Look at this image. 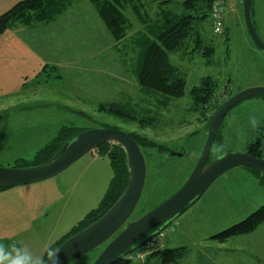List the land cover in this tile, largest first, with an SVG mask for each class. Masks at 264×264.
I'll return each mask as SVG.
<instances>
[{
    "label": "rangeland",
    "instance_id": "obj_1",
    "mask_svg": "<svg viewBox=\"0 0 264 264\" xmlns=\"http://www.w3.org/2000/svg\"><path fill=\"white\" fill-rule=\"evenodd\" d=\"M19 1L0 0V16ZM78 1L72 0L71 6ZM82 1L96 13L88 0L79 4ZM183 1L172 0L160 10L153 6V0H148L146 9L151 18H168L185 11ZM253 11L264 42V0H254ZM125 14L131 24L130 32L142 24L130 8ZM224 18L228 40L213 33L209 16L196 22L215 47L210 65L199 54L192 59L171 56L172 62L187 74L186 95L161 109H157L159 99L140 91L130 71L133 54L127 50L124 54L121 46L119 50L111 49L113 44L116 47L115 40L101 35L105 31L101 21L98 24L76 13L73 18L65 17L54 24L9 28L0 34V166L13 167L18 157L31 160L63 126L84 131L106 125L138 132L165 144L171 152L185 153L178 156L146 151L145 187L129 221L150 212L186 182L208 136L207 125L215 112L211 109L203 116L194 111L189 90L202 77L211 75L218 83L215 103L223 104L229 94L264 86V50L251 40L243 4L238 12L230 3ZM106 40L109 45L112 42L110 50ZM74 51L73 58L79 61L71 65L67 60ZM46 64L57 66L62 77L54 80L51 75L56 72L43 70ZM108 68L106 77L104 70ZM123 75L125 83L119 79ZM106 79L109 88L104 83L102 87L95 85ZM112 102L132 104L140 114H147L145 110L150 108L158 114V123L154 127L140 126L99 110L100 104ZM253 118L257 121L255 126L251 123ZM220 132L224 136L223 152L245 153L252 141L264 135V95L250 97L233 107ZM262 143L264 159V138ZM112 176L109 158L86 154L55 177L0 190V246L8 251L27 250L37 264H42L46 251L99 206ZM263 205L264 187L255 172L245 167L233 168L167 229L168 234L172 236L174 229L180 237L196 241L209 238L242 222ZM216 247L229 249L228 245ZM103 248L104 245L71 264H92Z\"/></svg>",
    "mask_w": 264,
    "mask_h": 264
},
{
    "label": "trees",
    "instance_id": "obj_2",
    "mask_svg": "<svg viewBox=\"0 0 264 264\" xmlns=\"http://www.w3.org/2000/svg\"><path fill=\"white\" fill-rule=\"evenodd\" d=\"M89 1L96 8L110 35L115 40V49L117 50L121 46L124 54L126 50L128 54H133L134 61L132 62L130 71L134 75L140 91L159 99L157 109L167 108L172 100L181 99L186 95L187 74L182 72L172 62V55L177 54L182 59L188 56L186 57L187 59H192L194 58V54H199L201 58L205 59L207 65L211 64L212 57L215 54L214 44L203 36L202 32L199 31L198 23H196L199 22L198 20L210 17L211 0H186L183 2L186 9L184 13L166 18V20L159 19L154 22H148L142 10L138 9L136 0ZM71 5L72 0H21L1 14L0 34L9 28L17 26L29 27L52 22L59 15L67 11ZM127 8H131L132 10L138 9L136 10L140 14L138 18L141 21L144 18L146 20L144 28L134 34L130 32L131 24L125 14ZM214 34L228 40L226 27L223 34ZM56 69L54 66L50 67L47 64L43 68V70L51 73L56 72L55 75H51L54 80L62 77L58 71L59 69ZM217 88L218 83L213 76L207 75L202 77L199 84L189 90L193 110L200 112L203 116L211 109H213V112H216L222 106V102L219 104L215 103ZM231 96L233 95L229 94L227 99ZM130 105L127 102L102 103L99 105V110L112 114L125 122L137 123L140 126L154 127L158 123L159 116L157 113H153L155 111H152V109L147 108L145 110L147 114H140L137 112V107L132 104ZM213 115L209 119L208 129ZM222 125L223 123L219 127L209 162L225 153L221 148L224 142V136L220 132ZM102 127L120 129L119 127L106 125ZM81 131L82 129L75 127L63 126L58 135L42 147L31 160L19 159L13 167L27 168L43 165L51 161L60 154L68 141ZM127 133L139 144L145 156L147 150L157 151L159 155H169L171 152V149L165 146V144L158 143L141 133L134 131ZM263 138L264 135L258 136L252 141L247 146L246 153L262 158ZM96 154L109 158L111 163L113 176L106 194L97 208L85 215L62 239L46 251L43 264L50 257L49 251L54 252L70 236L98 221L110 210L127 189L130 172L125 150L118 144L104 143L97 148ZM184 154L183 152L182 155ZM253 171L258 176L261 186L264 187V174L255 170ZM4 189L6 188H0V190ZM263 223L264 205L242 222L219 234L213 235L211 239L218 243H226L235 237L254 232ZM153 254L159 256L162 264H176L187 256L188 248L181 246L174 249L160 250L153 252ZM114 264H130V262L123 258Z\"/></svg>",
    "mask_w": 264,
    "mask_h": 264
},
{
    "label": "water",
    "instance_id": "obj_3",
    "mask_svg": "<svg viewBox=\"0 0 264 264\" xmlns=\"http://www.w3.org/2000/svg\"><path fill=\"white\" fill-rule=\"evenodd\" d=\"M252 5L253 0H243L247 30L254 45L264 50V42L253 19ZM256 95H264V86L242 90L222 104L210 121L206 142L186 182L170 198L136 220L129 221L143 194L147 161L139 144L129 133L117 128L101 127L81 131L68 141L60 154L43 165L27 168L0 166V188L50 179L65 171L84 155L95 154L97 148L104 143L120 145L126 152L130 172L126 191L105 215L66 239L55 249V257H49L44 263L71 264L104 245L92 264H114L169 228L226 172L233 168L245 167L264 174V159L246 152H227L209 162L219 127L228 112L240 102ZM171 155L181 156L182 153L171 152Z\"/></svg>",
    "mask_w": 264,
    "mask_h": 264
},
{
    "label": "crops",
    "instance_id": "obj_4",
    "mask_svg": "<svg viewBox=\"0 0 264 264\" xmlns=\"http://www.w3.org/2000/svg\"><path fill=\"white\" fill-rule=\"evenodd\" d=\"M80 1H78V3H75L67 11H65L64 13H62L56 19H54L52 22H49V23H53L56 20L59 21L60 19L65 18V17L73 18L76 13L83 14L85 17L90 18L91 21H92V19H94L98 24L100 21L103 23L102 19L100 18V15L98 14V11L90 3L89 0H88L89 4H91L92 8H94L96 13H94L93 9L91 10L88 7V3H85V1H82V3L79 4ZM136 1L138 4V7H139L138 9L142 10L143 15L145 17H147L148 22H150V21L154 22V21H157L159 19L166 20V18H167L166 16L162 17L159 15H155L154 18L150 17V15L148 14L147 9H146L148 0H136ZM171 1L172 0H153V6L161 10L162 7H164V6L167 7V4L171 3ZM185 1L186 0H184L183 2H185ZM183 2L181 4L183 6V9L186 10L185 6L183 5ZM230 3H231V6L233 7L234 11L236 10L239 12L240 6H241V4H243V0H226V8ZM138 9H135V10L131 9L136 14L137 17L140 16V14H138L136 12V10H138ZM184 12H182V13H184ZM125 13H126V11H125ZM172 16H170L168 18H171ZM253 19H254V11H253ZM142 21H141L142 24L139 25L138 28H136L135 30H132L131 34H134L135 32L144 28V26L146 24L145 18ZM49 23H47V24H49ZM19 27L20 28L22 27V29L24 28L23 26H19ZM25 27H28V26H25ZM29 27H35V26H29ZM225 27H226L227 35H228V27L226 25V22H225ZM104 28H105V31H104V33L102 32L101 35L106 36V39H107L108 38L107 36H109L110 33H109L107 27L105 26V24H104ZM18 32H19V30L16 31V34ZM110 37L112 38L111 35H110ZM111 44H112V42L110 43V45ZM110 45H109L108 40H106L107 49H108V47H111V46H112L111 49H115L114 44L111 46ZM108 50H110V49H108ZM86 52H87V50H84L83 54H85ZM66 54L69 55V52H67ZM75 54L76 53L74 51L71 55L72 58L70 60H67L71 65H75V62L79 61L76 58L75 59L73 58V56H75ZM49 64H47V65H49ZM55 68H57V66ZM108 72H109V68L104 70L105 75H107ZM106 77H109V75H107ZM119 79L125 83L124 75L122 77H120ZM103 83L105 84L106 87H108V88L110 87V84L107 81V79H106V81L100 80V81L96 82L95 85L100 84V86L102 87ZM47 107H49V106H47ZM92 156L96 157L97 154L95 153ZM18 159H24V158L18 157ZM190 228H192V227H190ZM185 232L188 233L189 230L185 231ZM168 235L169 234H167V236ZM183 235H185V234H183ZM167 236L165 237L166 241L164 242V240H165L164 239L162 241L163 243L161 242L159 245H157L153 249L152 253L149 256H147L145 259L131 262L130 264H162L159 256H157L156 254H153V252H158V251L164 250V249H174V248L181 247V246L188 248V254H187V256H185L184 259H182L180 262H178L176 264H264V223L262 225H260L254 232H252L250 234L235 237L233 239H230L226 243H217V245H216V241L212 240L211 237H209V238L202 237L196 241V240L188 238L187 236H181L180 237L178 234H176V231L174 229L172 230V236L171 235H169V237H167ZM223 245H226V246L228 245L229 249H226V248L223 249V247H216V246H223ZM221 251L225 252V254H222ZM43 260H44V257L42 258V264H43Z\"/></svg>",
    "mask_w": 264,
    "mask_h": 264
},
{
    "label": "built area",
    "instance_id": "obj_5",
    "mask_svg": "<svg viewBox=\"0 0 264 264\" xmlns=\"http://www.w3.org/2000/svg\"><path fill=\"white\" fill-rule=\"evenodd\" d=\"M225 12L226 0H211L210 17L213 23V31L216 34H223L225 31ZM167 229L149 239L140 248L126 254L123 258L130 263L145 259L152 253L153 249L165 239L168 234Z\"/></svg>",
    "mask_w": 264,
    "mask_h": 264
},
{
    "label": "clouds",
    "instance_id": "obj_6",
    "mask_svg": "<svg viewBox=\"0 0 264 264\" xmlns=\"http://www.w3.org/2000/svg\"><path fill=\"white\" fill-rule=\"evenodd\" d=\"M251 123L255 126L257 121L253 118ZM49 254L50 258L55 257L54 252L49 251ZM0 264H37V259L27 250L13 248L12 251H8L3 246H0Z\"/></svg>",
    "mask_w": 264,
    "mask_h": 264
}]
</instances>
